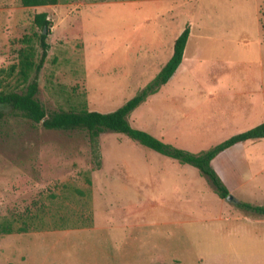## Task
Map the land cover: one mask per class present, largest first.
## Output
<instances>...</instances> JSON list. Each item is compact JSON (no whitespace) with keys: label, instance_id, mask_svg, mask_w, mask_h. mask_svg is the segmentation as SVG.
<instances>
[{"label":"rangeland","instance_id":"1","mask_svg":"<svg viewBox=\"0 0 264 264\" xmlns=\"http://www.w3.org/2000/svg\"><path fill=\"white\" fill-rule=\"evenodd\" d=\"M39 13L50 21L35 95L46 112L115 110L153 79L188 26L180 65L128 123L199 153L221 142L217 133L224 138L262 121L264 0H58L39 7L0 0V90L24 87L2 71L26 45L38 58ZM216 85L244 86L249 122L217 130L232 119L224 108L235 112L240 103L232 92L201 90ZM244 147L250 159L262 152L264 166V138ZM98 152L96 168L85 132L45 130L0 106V223L13 230L27 224L26 232L0 235V264L193 263L170 211L201 195L214 212L210 183L199 173L203 181L190 183L193 170L120 134H101ZM254 195L243 198L264 203V191L259 200Z\"/></svg>","mask_w":264,"mask_h":264},{"label":"trees","instance_id":"2","mask_svg":"<svg viewBox=\"0 0 264 264\" xmlns=\"http://www.w3.org/2000/svg\"><path fill=\"white\" fill-rule=\"evenodd\" d=\"M58 0H18L22 7L53 6ZM33 22L40 28L38 45L40 53L36 58L31 45H26L17 50V62L10 65L5 77L15 76L21 80L24 87L19 91L0 90V106L8 109L13 115L18 116L31 123L39 124L43 129L49 131H75L81 130L86 133L90 157L96 168L99 167L98 137L105 133L120 134L135 142L136 144L155 152L165 158L176 161L181 165H188L198 171L211 185L214 193L219 199H224L229 191L211 166V161L222 151L233 145L245 141L259 140L264 137V114L262 121L245 131L236 133L207 150L199 153L173 147L163 143L147 132L133 128L127 121L128 115L141 104L148 95L154 94L158 88L164 85L173 75L182 60L183 50L189 35L188 26H185L173 41L172 53L164 65L160 68L153 79L147 83L137 94L126 100L115 110L106 113L96 111L79 110H56L46 112L38 102L37 76L41 69L48 49L45 42V35L49 28L50 21L44 13L34 15ZM234 208L244 213L264 215V206H254L249 203L234 199ZM27 224L23 222L20 227L14 229L16 232H26ZM8 221L0 223V235H7L14 231Z\"/></svg>","mask_w":264,"mask_h":264},{"label":"crops","instance_id":"3","mask_svg":"<svg viewBox=\"0 0 264 264\" xmlns=\"http://www.w3.org/2000/svg\"><path fill=\"white\" fill-rule=\"evenodd\" d=\"M244 89V86L241 85H234L232 89H227V87L220 88L217 85L201 89L203 92H232L228 96L235 99V102L238 99L237 102L240 103L235 112H230L224 108L223 112L232 119H230V122H226L225 125L223 124L225 121H221L222 126L217 125L218 131L225 130L229 127L228 125H232L234 122L240 124L250 121V106H246L244 103L250 104L251 102L248 99L249 96L244 94V92L248 91ZM257 91L262 90L258 89ZM216 122L218 123V121ZM250 128L246 126L242 131ZM214 135L216 136V132ZM217 135L215 139L222 141L233 134L224 138L220 136V133H217ZM207 137H209V134ZM251 142L253 141L248 140L233 145L219 153L210 164L235 200L254 206H264L262 202L259 203L255 202V200H245L243 198L244 196L252 197L255 194L254 197L256 196L257 200H259L258 197L264 191V166L260 165V158L257 157V155L261 156L262 152H253L255 158H248L244 146ZM188 152L193 153L191 151ZM182 166L190 168L194 172L190 174L188 172L191 178L186 177V179L189 182L192 179L196 184L203 181L198 177L200 175L196 169L188 167V165ZM248 184L251 186L246 189ZM236 193L241 195L237 197L238 199L235 196ZM200 197H197L198 202L191 203L190 206H188L190 202H187L189 200L185 199L183 202L185 206L182 209L174 207L173 209L176 210L171 209L170 211H173L172 213L178 217H176L174 224L176 229L180 231L181 237H183L188 253L192 256V264H264V215L234 210L232 204H222L216 196L211 198L215 203V211L209 213V205L205 201L206 198L201 195ZM206 197L208 196L206 195Z\"/></svg>","mask_w":264,"mask_h":264},{"label":"water","instance_id":"4","mask_svg":"<svg viewBox=\"0 0 264 264\" xmlns=\"http://www.w3.org/2000/svg\"><path fill=\"white\" fill-rule=\"evenodd\" d=\"M42 33L44 34V29L42 30ZM223 200L228 204H233L234 202V198L230 194H228Z\"/></svg>","mask_w":264,"mask_h":264}]
</instances>
